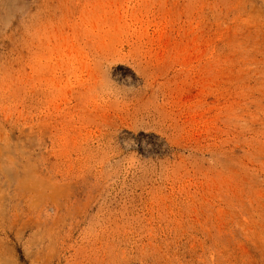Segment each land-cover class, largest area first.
Segmentation results:
<instances>
[{
	"label": "rangeland",
	"instance_id": "rangeland-1",
	"mask_svg": "<svg viewBox=\"0 0 264 264\" xmlns=\"http://www.w3.org/2000/svg\"><path fill=\"white\" fill-rule=\"evenodd\" d=\"M0 264H264V0H0Z\"/></svg>",
	"mask_w": 264,
	"mask_h": 264
}]
</instances>
